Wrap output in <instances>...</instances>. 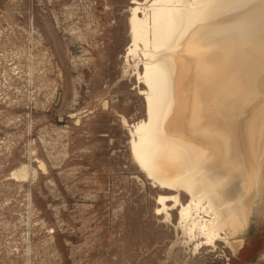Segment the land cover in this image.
<instances>
[{"label": "rangeland", "instance_id": "374dc122", "mask_svg": "<svg viewBox=\"0 0 264 264\" xmlns=\"http://www.w3.org/2000/svg\"><path fill=\"white\" fill-rule=\"evenodd\" d=\"M106 1L0 0V264H184L120 121L144 109L122 70L129 0ZM247 238L188 264H264L262 217Z\"/></svg>", "mask_w": 264, "mask_h": 264}, {"label": "bare ground", "instance_id": "6f19581e", "mask_svg": "<svg viewBox=\"0 0 264 264\" xmlns=\"http://www.w3.org/2000/svg\"><path fill=\"white\" fill-rule=\"evenodd\" d=\"M125 12L122 70L144 109L120 121L134 169L157 191L153 214L184 264L220 248L238 258L264 219V0H129ZM36 173L22 162L11 178Z\"/></svg>", "mask_w": 264, "mask_h": 264}]
</instances>
